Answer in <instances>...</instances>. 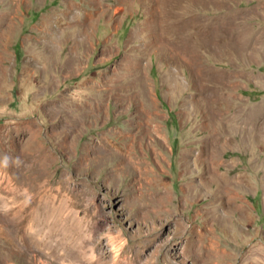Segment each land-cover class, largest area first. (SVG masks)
<instances>
[{"label": "rangeland", "instance_id": "obj_1", "mask_svg": "<svg viewBox=\"0 0 264 264\" xmlns=\"http://www.w3.org/2000/svg\"><path fill=\"white\" fill-rule=\"evenodd\" d=\"M0 24V264H264V0H0Z\"/></svg>", "mask_w": 264, "mask_h": 264}, {"label": "bare ground", "instance_id": "obj_2", "mask_svg": "<svg viewBox=\"0 0 264 264\" xmlns=\"http://www.w3.org/2000/svg\"><path fill=\"white\" fill-rule=\"evenodd\" d=\"M161 4V3H160ZM178 5V4H177ZM171 23H173V25H174V27H175V25L178 23V21H175V22H171ZM4 24V23H3ZM230 24V23H229ZM1 25V24H0ZM172 25V26H173ZM201 26H203V25H201ZM222 26V25H221ZM226 26V25H225ZM211 27V26H210ZM201 28V27H200ZM218 28V27H217ZM207 29V28H206ZM175 30H176V36L178 37V40H177V44H176V47H175V45H174V48L176 49V48H178L179 50L180 49H182V50H186V46H182L180 43H179V41L180 42H182V38H183V35H182V33L180 32V27H175ZM210 30V29H209ZM222 30V29H221ZM228 30V29H227ZM162 31V30H161ZM201 31V30H200ZM206 31V30H205ZM215 31V30H214ZM216 32V31H215ZM220 32V31H219ZM200 33V32H199ZM212 33H214V32H212ZM221 33V32H220ZM216 34V33H215ZM218 34V33H217ZM213 36V35H212ZM215 36V35H214ZM209 37V33L208 32H206L205 33V37L204 38H208ZM201 39V38H200ZM232 39V38H231ZM223 40V39H222ZM221 40V41H222ZM189 41V40H188ZM212 41V40H211ZM231 41V40H230ZM194 42V41H193ZM225 42V41H224ZM188 43H190V42H188ZM192 43V42H191ZM195 43V42H194ZM165 44V43H164ZM172 44H174V43H172ZM183 44H185V43H183ZM216 44V43H215ZM169 45H170V43H169ZM198 45V44H197ZM191 46V45H190ZM220 46V45H219ZM172 47V46H171ZM192 47V46H191ZM225 48H227V47H225ZM174 49V50H175ZM175 52V51H174ZM177 53V52H176ZM87 114V113H86ZM89 114V113H88ZM87 114V115H88ZM78 127V126H77ZM147 130H149V129H147ZM148 132V131H147ZM105 144L106 143H98V144H94V147L91 145V143L89 144V146L91 147H88V150H90V149H92V148H95V149H98V151L100 150V149H105L106 151H104V152H102L101 154H99V157H101L102 155H105L106 156V154H109V151H107V148L105 147ZM112 149V148H111ZM115 149V148H114ZM115 152V151H114ZM112 154V153H111ZM119 154V153H118ZM122 154V153H121ZM125 156V155H124ZM98 157V156H97ZM104 157V156H103ZM119 157V156H118ZM95 158V157H94ZM127 160H130V158L129 157H127ZM120 163V162H119ZM127 163V162H126ZM126 166V165H125ZM131 167V166H130ZM23 170V171H22ZM39 170V169H38ZM141 170V169H140ZM21 174H23V175H25V177H26V179L24 180V183H26L27 185H28V187H30L32 190H33V193L34 194H36L37 193V191H36V180H37V178H38V171H37V167H36V165L34 164V163H32V164H30L29 166L27 165L26 167H24V168H21ZM144 171L147 173L148 172V169L147 168H145L144 169ZM142 173H143V170L141 171ZM20 174V175H21ZM25 177H23L22 179H24ZM141 179V178H140ZM153 180V179H152ZM147 182V181H146ZM148 183V186L150 187V186H152L153 185V182L150 180V181H148L147 182ZM190 186H192V183H190L189 184ZM143 186V185H142ZM165 188H164V187ZM167 185H166V183H162V182H159V184H158V187L159 188H163L164 190H161L158 194H149L150 196L149 197H152L154 200H156L157 201V199H158V204H162L163 206H164V204H166V199H167V197L169 196V190H168V188L166 187ZM147 188V187H146ZM141 190V193H142V189H140ZM140 193V194H141ZM145 193V192H144ZM157 193V192H156ZM146 194V193H145ZM158 196V197H157ZM166 199H165V198ZM169 199V198H168ZM152 201V200H151ZM150 203V202H149ZM150 205V204H149ZM157 205V204H156ZM162 205L160 206V207H162ZM151 206V205H150ZM154 207V206H153ZM165 207V206H164ZM24 209V208H23ZM21 210V209H20ZM164 211V210H163ZM150 213H151V211H150ZM153 213V212H152ZM156 213V212H155ZM21 220V219H20ZM44 222H46V221H44ZM22 223V222H21ZM84 242V241H83ZM83 246V245H82ZM122 248V247H121ZM126 251V250H125ZM81 254H82V252H81ZM84 257H85V259L86 260H91V257H88V256H85V253H84ZM130 258H131V260L130 261H125V264H141V260H139L138 258H137V256L136 255H134L133 257L132 256H130ZM125 259V258H124ZM98 260V258H96L95 259V261H97ZM118 261V260H117ZM117 264V263H116ZM122 264V263H121Z\"/></svg>", "mask_w": 264, "mask_h": 264}]
</instances>
